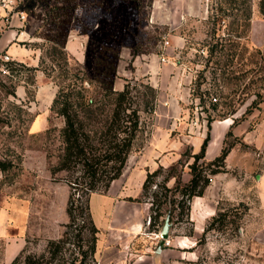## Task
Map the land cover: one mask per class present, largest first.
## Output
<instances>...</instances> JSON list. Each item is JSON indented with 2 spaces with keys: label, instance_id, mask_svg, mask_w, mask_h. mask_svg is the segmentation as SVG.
Listing matches in <instances>:
<instances>
[{
  "label": "rangeland",
  "instance_id": "rangeland-1",
  "mask_svg": "<svg viewBox=\"0 0 264 264\" xmlns=\"http://www.w3.org/2000/svg\"><path fill=\"white\" fill-rule=\"evenodd\" d=\"M216 2L0 0V38L14 37L27 53L18 61L0 49V62L17 63L12 73L0 64V83L14 90L0 88V160L13 164L0 172V264L42 254L66 230L70 190L64 173L51 174L64 125L54 99L70 92L106 102L129 81L153 107L140 106L141 131L115 203L109 188L88 197L97 233L85 264H264V18L249 0L248 24L239 38L228 36L232 18L215 16ZM110 111L109 102L94 114ZM224 118L235 123L222 133L216 124ZM91 123L90 131L101 126ZM207 134L216 154L204 161L227 151L224 172L210 177L200 199L180 202ZM218 212L221 223L213 221ZM15 242L23 247L13 253ZM65 249L69 264L78 248Z\"/></svg>",
  "mask_w": 264,
  "mask_h": 264
},
{
  "label": "trees",
  "instance_id": "trees-1",
  "mask_svg": "<svg viewBox=\"0 0 264 264\" xmlns=\"http://www.w3.org/2000/svg\"><path fill=\"white\" fill-rule=\"evenodd\" d=\"M217 12L232 18L231 29L228 36L239 38L250 19L249 0H217ZM224 6V8L222 7ZM259 14L264 18V0H257ZM212 9V8H211ZM241 30V31H239ZM7 71L13 72L17 63L14 61L0 62ZM21 65V64H20ZM19 65V66H20ZM1 91L5 95L14 96V90L0 83ZM144 88L153 94L154 89L148 85ZM109 92V88H108ZM110 98L106 102L87 101L77 93H60L53 101L57 114L63 118L64 125L60 130L63 145L62 154L57 164L51 169V174L64 173L62 181L69 187V196L66 204L68 223L66 230L57 240H49L42 254L26 255L22 264H64L63 255L67 251L66 244L78 248L77 256H73L69 264H85L94 260L97 233L89 213L88 197L91 193L104 194L111 182L118 179L131 153L134 142L141 131L140 106L142 103L152 109V102L140 100V91L130 81L126 82L120 91L110 89ZM74 97L76 99H74ZM111 106L110 114L104 119H98L94 111ZM78 109L85 112L80 116ZM225 119V118H224ZM95 122L101 125L96 131L88 130V126ZM235 120L232 122V125ZM231 125V126H232ZM209 135L201 143L198 154L192 156L190 166V179L178 191L180 202L190 200L192 197H201L210 183V177L224 172V161L227 151L211 161H204V154ZM202 160V165L198 161ZM13 168L9 160H0V172ZM154 173L148 174L142 189H147L148 181ZM173 192V190H167ZM225 213L218 212L213 218L215 222H222ZM84 232L87 237H84ZM83 244L86 249H81ZM74 254V252H71ZM79 258V259H78ZM15 261V260H14Z\"/></svg>",
  "mask_w": 264,
  "mask_h": 264
},
{
  "label": "crops",
  "instance_id": "crops-1",
  "mask_svg": "<svg viewBox=\"0 0 264 264\" xmlns=\"http://www.w3.org/2000/svg\"><path fill=\"white\" fill-rule=\"evenodd\" d=\"M14 36H16V35H14ZM12 40H14V37H12L10 40H8L7 38H3V37L0 38V49L1 48H4V49L6 48L7 49V53L9 54V56L13 60L14 59H16L18 61L19 60L20 61L21 60H26L25 59V55L27 56V53H24V52L22 53L21 50H23V49L17 47L14 43H12ZM234 119H236V117H234ZM216 125L220 129V131L222 133H224L232 125V120H231V118H225V119L217 122ZM215 154H216V144L215 143H212V140H211V137H210L209 138V141L207 143L206 149H205L204 158L210 159L213 156H215ZM119 179L120 178H118V179L114 180L113 182H111V184L109 186V201L111 200V201L114 202V199L113 198L117 194V192L119 191L118 189L120 187V185H119ZM197 199H200V197L197 198ZM122 206H123V202L116 201V204H115V213H117L119 211V209L122 208ZM138 226H139V223H135V225L133 226V228L136 230ZM22 247H23V243L16 244V242H15V243L11 244L10 251L13 252V253H15V252L19 251Z\"/></svg>",
  "mask_w": 264,
  "mask_h": 264
},
{
  "label": "water",
  "instance_id": "water-1",
  "mask_svg": "<svg viewBox=\"0 0 264 264\" xmlns=\"http://www.w3.org/2000/svg\"><path fill=\"white\" fill-rule=\"evenodd\" d=\"M169 228H170V223H169V216L165 219V222H164V226H163V228H162V230H161V232H160V238L162 239V240H166V239H168V237H169V235H168V233H169ZM160 251H159V249H158V251H157V253H159Z\"/></svg>",
  "mask_w": 264,
  "mask_h": 264
},
{
  "label": "built area",
  "instance_id": "built-area-1",
  "mask_svg": "<svg viewBox=\"0 0 264 264\" xmlns=\"http://www.w3.org/2000/svg\"><path fill=\"white\" fill-rule=\"evenodd\" d=\"M4 4L6 0H1ZM165 241V240H164ZM165 244H169V241H165Z\"/></svg>",
  "mask_w": 264,
  "mask_h": 264
}]
</instances>
